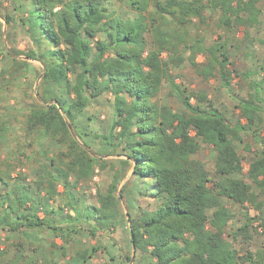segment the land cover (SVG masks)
Returning a JSON list of instances; mask_svg holds the SVG:
<instances>
[{
  "label": "trees",
  "instance_id": "16d2710c",
  "mask_svg": "<svg viewBox=\"0 0 264 264\" xmlns=\"http://www.w3.org/2000/svg\"><path fill=\"white\" fill-rule=\"evenodd\" d=\"M232 3L233 0H33V19L21 20L24 27L28 23V31L39 47V51L32 49L26 55L44 66L37 103L24 116V132L34 134L38 140L49 137L58 147L41 163L35 179L37 189L45 192L49 201L58 193V186L67 193L79 183L91 181L98 169L106 167L102 158L73 137L68 122L82 140L76 126L80 115L92 100L111 95L115 118L108 134L101 138L107 155L123 158L107 193L98 194V206L91 208V214L96 213L93 218L107 228L106 224L120 214L121 199L132 192L128 186L132 179L139 187L145 185L139 189L141 195L149 185L153 186L150 208H139L136 218L130 212L126 214L135 252L151 257L146 264H264V246L243 255L236 248L240 239L250 240L258 231L246 205L263 213L258 198L264 195V154L255 153L250 158L248 178L253 185L247 183L244 158L239 153L244 130L240 122H229L207 95L188 92L172 76V71L181 69L187 61L198 68L196 55L204 47L196 35L206 26L205 13L223 10L228 14ZM124 4L136 13L132 18L122 16L115 8ZM254 4L255 0L248 12H253ZM3 17L8 25L14 21L9 15ZM228 60L225 56L223 71ZM216 62L213 60L203 73L213 74ZM16 65L17 69L23 66ZM166 85L167 99L176 100L180 109L162 101ZM193 98L196 104L191 102ZM257 103L242 102L238 106L250 123L261 121L260 110L253 107ZM203 146L216 152L215 180L193 157ZM246 153H252L249 146ZM129 171L133 175L119 192ZM10 179L11 174L0 169V184ZM25 204L7 203L9 210L0 218V230L17 233L23 228L46 227L78 233V226H49V220L40 218L35 209ZM236 208L241 209L243 224L237 219L240 211ZM76 220V215H67L64 223ZM261 226L264 231L263 219ZM79 256L92 258L86 253ZM3 257L0 252V264Z\"/></svg>",
  "mask_w": 264,
  "mask_h": 264
},
{
  "label": "rangeland",
  "instance_id": "374dc122",
  "mask_svg": "<svg viewBox=\"0 0 264 264\" xmlns=\"http://www.w3.org/2000/svg\"><path fill=\"white\" fill-rule=\"evenodd\" d=\"M253 1L233 0L228 14L223 10H208L205 13V28L199 29V35L194 30L204 47L196 55L198 68H193L187 61L181 69L172 71V76L177 77V84L188 92L207 95L214 107L226 115L232 124L240 119L247 122L238 109L242 102H260L264 117V0H255L253 12H248L251 10L248 6ZM32 5L33 0H0V169L11 174L7 184H0V218L5 215V210H9L8 202L20 201L27 202L25 206H31L41 217L49 220V226L59 223L79 228L77 234L46 227L23 228L17 233L0 230V252L4 253L2 264H146L151 257L139 250L135 252L126 214L130 212L131 217L136 218L142 208H150L154 200L151 195L153 186L149 185L141 195L139 189L145 185L139 187L137 181L132 179L128 185L132 192L121 199L120 214L106 224L107 228L93 218L96 213L91 214V208L98 206V194L107 193L115 170L120 168L119 161L123 158L107 155L109 152L101 138L108 134L115 118L111 95L91 101L76 124L82 140L75 138L81 145L85 143L95 156L102 158L106 167L98 169L91 181L79 183L67 193L62 186H58V193L49 201L45 192L40 193L37 189L36 173L41 163L45 162L44 158H50L58 147L49 137L38 140L34 134L24 132V116L28 114L29 107L37 103V90L44 71L41 62L26 55L32 49L39 51L28 31V23L24 27L21 21L30 22L33 19ZM115 8L125 17L132 18L136 14L128 4ZM4 15L11 16L14 21L8 25ZM227 20L229 25L226 26ZM44 45L49 46L46 42ZM225 56L229 57V65L223 71ZM213 60L217 61L213 74H204ZM16 63L23 65L22 68L17 69ZM163 89L160 96L162 101L180 109L181 104L176 100L167 99L168 85ZM191 102L196 104L197 99L193 98ZM260 126L247 131L244 138L256 152L264 154V123ZM239 152L244 158V178L252 184L248 178L250 157H247L250 154ZM193 157L203 163L211 180L217 179L216 152L212 147L203 146ZM132 175L133 172L129 171L119 186V192ZM258 202L263 212L261 214L257 207L246 205L248 216L254 219V226L259 227L250 240L240 239L236 244L241 255L264 246L261 226L264 220V195L259 196ZM236 211H240L237 219L243 224L241 209L236 208ZM67 215H76L77 220L66 225L64 220ZM95 231L93 236L92 232ZM93 247L96 248L95 252H92ZM82 253L92 254V258L83 259L79 256ZM128 257L131 258L130 262Z\"/></svg>",
  "mask_w": 264,
  "mask_h": 264
},
{
  "label": "crops",
  "instance_id": "0c3cea01",
  "mask_svg": "<svg viewBox=\"0 0 264 264\" xmlns=\"http://www.w3.org/2000/svg\"><path fill=\"white\" fill-rule=\"evenodd\" d=\"M255 95H256V93H255ZM259 105H261L260 102L257 103V104H254L253 107H255L257 110H260L261 113L259 114L260 116H258V117H260L261 121H259V120H255L253 123H250V122H248L247 120H246L247 122H243V120H241V119L239 120L240 125L244 128V130L242 131V133H241V135H240V136L242 137V140H243V142L241 143V146H239V150H240V151H244V152H246V147H247V146L250 147V145H251L250 142H247V141L245 140V138H244V135H247L246 132H247V131H252L253 128H254V129H255V128L257 129V127H261L260 124H263V123H264V122H263V121H264V120H263L264 117H262V110H261L262 107L259 106ZM258 119H259V118H258ZM247 133H248V132H247ZM251 147H252V146H251ZM251 147H250V149H251V152H252V153H250V155H249L247 158H249V157L251 158L252 156H254L255 153H256V154L258 153V152H256V151L254 150L253 147H252V148H251ZM239 153H240V152H239ZM260 154H263V153H260ZM260 154H259V155H260ZM39 216H40V215H39ZM40 218H43V217L40 216ZM35 263H36V262H35ZM35 263H33V264H35ZM37 263H39V262H37Z\"/></svg>",
  "mask_w": 264,
  "mask_h": 264
},
{
  "label": "water",
  "instance_id": "95a60500",
  "mask_svg": "<svg viewBox=\"0 0 264 264\" xmlns=\"http://www.w3.org/2000/svg\"><path fill=\"white\" fill-rule=\"evenodd\" d=\"M68 127H69V129H70L72 135L74 136V138H76V137H77V136H76V133H75L74 129L72 128V126H71L69 123H68ZM133 246H134V244H133Z\"/></svg>",
  "mask_w": 264,
  "mask_h": 264
}]
</instances>
